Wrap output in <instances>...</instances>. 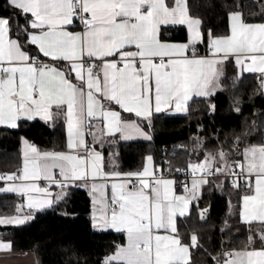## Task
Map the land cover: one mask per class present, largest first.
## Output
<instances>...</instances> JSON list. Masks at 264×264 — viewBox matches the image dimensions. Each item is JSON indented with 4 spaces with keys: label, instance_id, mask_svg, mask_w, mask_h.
Masks as SVG:
<instances>
[{
    "label": "snow or ice",
    "instance_id": "6c2138e0",
    "mask_svg": "<svg viewBox=\"0 0 264 264\" xmlns=\"http://www.w3.org/2000/svg\"><path fill=\"white\" fill-rule=\"evenodd\" d=\"M2 6L8 11L0 14V125L63 120L67 140L66 150L57 151L21 137L23 166L0 174L11 182L0 192L43 209L67 195V187L90 186L93 227L125 237L102 264H191L190 249L202 245L196 234L183 240L177 217L189 213L208 184L223 189L230 183L239 197L235 214L245 224L264 225V142L248 143V131L209 145L197 137L194 151L203 156L187 163L191 181L190 187L182 182V194L175 180L157 174L151 155L142 170L124 172L116 170L111 150L106 170L97 149L135 137L151 140L154 113H187L193 97L223 90L230 59L238 69L233 86L244 72L258 73L264 89V22H252L255 13L246 15L237 3L226 13L227 30L213 33L191 13L188 0H2ZM176 31L186 34L173 36ZM52 186L59 189L55 195ZM31 215L0 218V224L23 223ZM221 233L228 235L223 227ZM249 233L240 248L222 239L220 250L208 253L211 261L264 264V227ZM0 250L10 251L11 243L0 242Z\"/></svg>",
    "mask_w": 264,
    "mask_h": 264
},
{
    "label": "trees",
    "instance_id": "16d2710c",
    "mask_svg": "<svg viewBox=\"0 0 264 264\" xmlns=\"http://www.w3.org/2000/svg\"><path fill=\"white\" fill-rule=\"evenodd\" d=\"M188 3L191 13L202 19L203 27L212 29L213 33L227 30L226 13L234 10L237 3L242 5L241 10L246 15L255 13L249 17L252 22H264L261 19L264 0H188ZM6 11L0 0V14ZM20 23H23V17ZM185 34L181 31L172 33L176 37ZM198 50L200 54L204 53L203 46ZM237 73L234 62L229 60L221 79L223 90H217L210 97L193 100L185 116L154 115L151 141L125 143L119 140L111 147L106 144L101 149L105 155L106 170L110 150L117 154L116 170L126 172L142 170L148 155L153 156L159 166L166 149L171 145L177 146L172 148L170 168L184 170L189 161H197L203 156L202 151H194L197 137L209 145L217 138L220 141L231 140L234 134L248 131V143L264 142V90L260 77L255 74L239 75L233 86ZM210 104L215 105L214 111L210 110ZM236 107H239V112ZM21 137L40 149L63 150L66 146L65 123L63 120L47 123L33 120L23 122L17 129L1 128L0 174L19 170ZM64 191L67 195L55 202L51 209L33 213V220L20 226H0V240L11 243L15 253H34L37 264H102L116 244L125 242L124 235L95 230L89 187L73 186ZM238 200L237 190L229 183L226 182L223 189L209 184L202 197L195 201L191 215L179 221L178 232L183 240L190 242V236L196 234L199 245H202L191 248L192 264H214L208 253L214 255L219 251L222 239L231 247L240 248L247 243L249 229L255 234L264 227L240 220L235 214ZM229 201L233 205L231 210ZM22 204L23 198L19 195H0V216L15 215L17 207ZM205 209L204 215L207 213L208 217L202 222L199 213ZM222 227L228 235L221 233ZM256 245L259 246L258 240Z\"/></svg>",
    "mask_w": 264,
    "mask_h": 264
},
{
    "label": "crops",
    "instance_id": "0c3cea01",
    "mask_svg": "<svg viewBox=\"0 0 264 264\" xmlns=\"http://www.w3.org/2000/svg\"><path fill=\"white\" fill-rule=\"evenodd\" d=\"M203 54H204V53H203ZM42 58H43V57H42ZM43 59H47V58H43ZM230 60H232V59H230ZM232 61L234 62V60H232ZM227 62H228V61L225 62V65H226ZM234 64H235V62H234ZM225 65H224V74H225ZM235 67H236V66H235ZM236 68H237V67H236ZM237 72H238V69H237ZM243 74H255V75H257V76L260 77V74H258V73H247V72H244ZM243 74H241V75H243ZM73 75H74V74H73ZM222 78H223V77H221V79H222ZM263 90H264V89H263ZM202 98H204V97H193V99H192L191 101H189V104H190L193 100H195V99H202ZM187 114H188V112H187V113H177V112H175V111H173V110H165V111H162V112H160V113H154V115H165V116H185V115H187ZM154 115H153V116H154ZM35 120H41V119L37 118V119H35ZM41 121H43V120H41ZM43 122H44V121H43ZM50 122H52V121H50ZM1 128H7V127H6V126H3V125H0V129H1ZM7 129H11V128H7ZM65 129H66V124H65ZM87 139H88L89 141H91V137H90V136L87 137ZM66 140H67V130H66ZM151 140H152V139H151ZM151 140H144L142 137H135V138H133V139H129V140H121V141H123V142H125V143H131V142H137V141H151ZM31 143H32V142H31ZM105 145H106V144H105ZM105 145H104V146H105ZM104 146H103V147H104ZM23 149H24V145L22 144V141H21V165H20V168H19V169H21L22 166H23ZM97 149H98V150H101L100 145H97ZM63 150H66V146H65V148H64ZM57 151H59V150H57ZM152 157H153V156H152ZM146 163H147V161H146V159H145L144 166H145ZM153 167L157 169V174H158V173L160 172V170H161V167H160V165L158 166V165L156 164L154 157H153ZM173 171H174V170H172V172H173ZM17 172H18V171H17ZM165 178H167V179H173V178H172V175H169V176H167V177H165ZM209 179L211 180V178H209ZM173 180H174V179H173ZM9 183H11V182H10V181H8V182H6V181H2V183H0V188H4V187H6L7 184H9ZM37 183H39L40 186L43 187V186L46 185L47 182L41 180V181H38ZM80 183H81V182H76V184H80ZM208 185H209V184H208ZM208 185H204V186L202 187L200 193H198V195H199V199L202 197V195H203V193H204V190L208 187ZM71 187H73V186H71ZM174 188H175V187H174ZM89 189H90V186H89ZM175 190H176L177 194H182V193H183L182 191H179V190H177V189H175ZM50 191L53 193V195H55V193L58 192L59 189H57L55 186H52V187L50 188ZM11 194H16V193L0 192V195H11ZM108 194H109V196L111 195V187H110V184H109V188H108ZM16 195H18V194H16ZM19 196H21V197L23 198V204H22V207H21V211H19V212L16 213L15 215L0 216V218L15 217V216L23 217L24 215L28 214L29 212L32 213L31 218L28 219V220H26V221H24L23 223H19V224H0V226H20V225H23V224H25V223H27V222L33 220V218H34L33 213H35L36 211H40V210H48V209H51L52 206H53V205H52V206H50V207H45V208H43V209H29V208H27V200H26V198L23 197L22 195H19ZM91 198H92V196H91ZM195 201H197V200H194V201L192 202V205L190 206V211H189L188 214H186L184 217H179V216L177 217V229H178V223H179V221H180L181 219H184V218L189 217V216L191 215L192 210H193V205H194ZM252 224H260V222H258V221H254V222H252ZM95 230L98 231V232H109V231H113V232H115V231L112 230V229L102 230V229L95 228ZM116 233H117V232H116ZM0 242H5V241L0 240ZM8 243H9V242H8ZM190 252H191V249H190ZM0 264H37V259H36V256H35L34 253H15V252H13V250H12V246H11V250H10V251L0 250ZM191 264H192V263H191Z\"/></svg>",
    "mask_w": 264,
    "mask_h": 264
},
{
    "label": "built area",
    "instance_id": "2783aa9c",
    "mask_svg": "<svg viewBox=\"0 0 264 264\" xmlns=\"http://www.w3.org/2000/svg\"><path fill=\"white\" fill-rule=\"evenodd\" d=\"M172 148L176 149L177 146L171 145L166 149V153L163 156V159L161 160V164H160L161 170L158 173V175H163L164 177L172 175V178L176 181V183L174 185L175 189L183 192L182 182H187L189 184V187H190L191 176L186 175L184 170H181V171L174 170L172 172V170L170 168V155L173 154ZM211 179H213V178H211Z\"/></svg>",
    "mask_w": 264,
    "mask_h": 264
},
{
    "label": "water",
    "instance_id": "95a60500",
    "mask_svg": "<svg viewBox=\"0 0 264 264\" xmlns=\"http://www.w3.org/2000/svg\"><path fill=\"white\" fill-rule=\"evenodd\" d=\"M207 217H208V214L206 213V214L204 215V219H201V221H202V222H205V221L207 220Z\"/></svg>",
    "mask_w": 264,
    "mask_h": 264
}]
</instances>
